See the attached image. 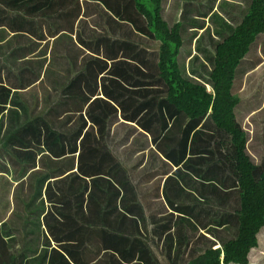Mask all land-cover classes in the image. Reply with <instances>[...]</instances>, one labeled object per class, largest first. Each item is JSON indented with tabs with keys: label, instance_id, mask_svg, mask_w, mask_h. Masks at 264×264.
Instances as JSON below:
<instances>
[{
	"label": "rangeland",
	"instance_id": "1",
	"mask_svg": "<svg viewBox=\"0 0 264 264\" xmlns=\"http://www.w3.org/2000/svg\"><path fill=\"white\" fill-rule=\"evenodd\" d=\"M235 1L163 0L162 3V14L170 26L181 23L183 47L178 61L182 74L210 91L216 47L249 12L254 0ZM233 3L239 6L234 7ZM99 8L96 5L86 8L81 23L79 17L82 26L79 40L73 38L74 23H64L74 21V16L56 19L58 22L53 25L43 21L24 24L20 17L4 9L5 14L0 8V170L5 172H0L1 202L10 205L8 199L15 195L32 214L42 208L43 227L60 239H74L81 249L86 234L97 240L106 231L109 219L118 217L111 211L114 185L136 182L137 178L127 172L131 168L160 172L176 169L177 174L173 172L166 180L170 190L165 193L168 197L172 194L174 201L173 195L181 191L177 180L185 179L182 170L186 167L181 164L187 161L183 160L188 147L184 146L186 138L190 141L188 152L192 149L191 153L198 154L195 157L198 165L210 158L214 161L212 166L219 169L222 166L229 175H235L232 137L216 128L210 114L202 120L190 121L169 103L168 88L160 77L162 43L138 34L133 47L125 46L123 41L130 33L121 35L111 21L100 19L104 14ZM58 23L60 29L71 34L59 35ZM47 29L53 33H45ZM83 31L88 32L85 38ZM84 41L95 43V49ZM98 42L99 48L103 44L101 54H106L110 61L100 62L88 53V49L91 53L100 52ZM122 59H129L132 64H123ZM249 60L237 72L233 93L241 99L237 122L248 133V153L258 163L259 177L264 170V49L254 48ZM102 70L105 71L100 76ZM93 96L98 98L94 100ZM197 123L198 133L192 135L190 129ZM168 142L172 143L171 149ZM186 165L189 167L190 162ZM104 171L106 175L101 174ZM17 174L27 176L19 185L13 182ZM234 179L236 185L235 176ZM161 180L143 179L158 189ZM221 180L218 177V182ZM50 182L49 196L52 192L56 195L51 202L41 193V185ZM219 185L224 186L223 182ZM41 195L44 199L39 201ZM106 198L108 209L100 200ZM202 200H198V205L205 216L198 214V253L194 250L188 260L210 246L204 233L216 237L218 232L227 230L215 227L213 217H206L207 211L215 208L208 199ZM231 203L236 207L237 198ZM236 222L239 231L238 216ZM115 225L111 231L115 234L107 247L117 251L127 241L130 249L129 235L138 230L136 221L131 224V220L122 216ZM232 237L225 234L223 245ZM51 260L54 264V257Z\"/></svg>",
	"mask_w": 264,
	"mask_h": 264
},
{
	"label": "crops",
	"instance_id": "2",
	"mask_svg": "<svg viewBox=\"0 0 264 264\" xmlns=\"http://www.w3.org/2000/svg\"><path fill=\"white\" fill-rule=\"evenodd\" d=\"M235 2L238 3V0H236ZM93 5L102 8H99L100 13H103L104 15H100L99 18H103L102 20L106 21V23L108 20L111 21L112 27H117V32L119 31L121 35H123L124 32L130 33V35L126 37L124 39L125 41L123 42L125 46H132L133 39H138L139 33L130 23L120 21L118 17H116L105 7V5L97 1L82 0L68 11L61 12L56 16L48 18H27L21 12L9 11L11 13L8 14L17 15L22 19V22L24 24L25 22L31 23L36 21H43L46 22L47 25H53L54 22H58L56 21V19L63 20V18L65 17L74 16V21L64 20V23H74L73 38L75 39L76 37V39L79 40L82 32V26L79 24V22L81 23L82 17L86 16L85 9L90 6L92 7ZM233 6L237 7L239 5L233 3ZM0 8L6 14V12L4 11L5 8L1 5ZM77 9L79 10V12L77 11ZM79 17L80 21L78 22ZM58 26H56V29H58V32H60L59 35L66 32H69V34H71L70 31L60 29L61 25L59 23ZM26 32L24 31L25 34ZM51 32L52 31L50 29H47V31H45V33ZM83 33V36L85 38L86 34L88 35V32L83 31ZM259 38L260 39L257 41L256 47L259 46V48L263 50L264 35ZM84 43L85 45L88 44L91 49H95V43L89 41H84ZM78 44H81L80 41H78ZM97 44L98 51L100 52L91 53L89 52V50L91 49H88V53H90L93 58L100 62L106 63L104 61H110L111 59L107 58L106 54L105 56L101 54L104 53L102 52L103 49L101 48L103 44H100V48L99 42ZM113 59L114 61H116V58L113 57ZM121 61H123V64H128L130 62L129 59H122ZM130 63L132 64V62ZM104 71L105 70H102L100 72V76L103 75ZM236 78H238L237 75ZM99 92L101 91L99 90ZM92 98L95 100L98 98V96H93ZM102 98L106 99L104 95L102 96ZM181 114L189 119L185 114ZM122 120L124 119L122 118ZM189 120L198 121L191 119ZM190 132L192 135L198 133V123L190 129ZM168 144L169 149H171L172 143L168 142ZM187 144L188 147L184 151L183 157V160L187 159V161H185V164H181L182 167H186L182 170L185 174V179L182 178L177 180L181 191L178 190V194L173 195V197L175 198L174 201L171 200L172 194L169 195L170 197H168L165 195V193L169 189L167 185L168 181L166 182V180L168 177L173 175V172L177 171L176 169H168V171L163 170L160 172L151 171L148 168L143 167L131 168L127 172L132 177H136L137 181L114 185L116 188V193H114V200L112 201V204H114V206L113 208H111V211L117 214L118 217L116 219H109V224L107 225L106 231L102 232L101 236H99L97 240L95 239V237H93V235H89V233L86 234L84 237V245L82 249L80 247H77V243L74 239H60L58 234L53 232L51 233L47 230L46 227H43L44 219L42 217L44 212H42V208H40L39 210L35 209L33 211V216V214L31 213V209H27L26 207H24L23 202L16 199L15 195H11L9 197L8 200L10 202V205H3L0 199V232L8 243L10 255L16 258V264H52V257H54V264H56V262H59V260H62V264L64 262L66 264H189L191 260L197 257L195 256L196 254H194V257L192 259H187L188 256H190L192 252H194V250L198 248V214L200 216L204 215L201 207L198 205L200 204L198 203V200L203 202V198L208 199V203H211L215 208V210L207 211L208 215L206 217H213L212 221L214 224H216L215 227L218 226L223 230L227 229L224 231L225 233L218 232L216 237H214L212 234L211 235L213 237H211L209 235L210 233H204L206 237L208 236V240H210H207L209 242L208 245L210 244V246H208L206 250L211 248H223L228 242L236 239L239 234V231L237 229L238 224L236 222L237 216L238 218L240 217L237 214V210H239L241 207L238 181L236 179L237 182L235 185V175L233 177L229 175L228 169H224L221 165L220 169L217 168L216 165L212 166L214 161L210 158L203 159L198 165V159L195 160V157L198 154L194 152L191 153L192 149L190 153L188 152L190 149V141L186 138V144H184V146H186ZM162 145L163 148L166 147L164 146V144ZM160 154L162 157H165V155L162 154V151H160ZM181 160L182 159L180 158L179 161ZM206 160L208 161L207 163L204 162ZM188 162H190L189 167L186 165V163ZM256 164L258 165V163ZM202 166L204 168H201ZM0 172L1 174H5L4 171L0 170ZM262 172L259 175V179L261 178ZM217 176L222 179L221 181L223 182L224 186L219 185V183L222 182H218ZM26 177V174H17V178L13 180V182L15 185H19V181H24ZM90 177L85 175V178ZM149 177L162 178L160 183L161 190L158 189L155 184H151V182H148V184H146L143 181L144 178ZM186 178H188V180ZM51 183L52 182L48 183L47 185H41V193L47 196L50 202L53 201V199L56 197L53 192V194L51 193L50 196L48 194V189H50ZM25 190L27 192L29 189ZM159 190L161 191V194L157 195V192ZM43 195L40 196L41 199H38L39 201L44 199ZM109 195H111V193H109ZM158 198L160 199V201H158ZM236 198L237 206L233 207L231 201L233 202ZM100 200L101 205L104 208L108 209L109 204H107V198L105 199V201L102 199ZM140 201L142 202L143 206ZM90 202L91 196L89 197V205ZM169 202L172 203L173 208L175 209L174 211ZM161 206H163L164 208H162ZM165 206L167 209L165 208ZM125 207H128V210H126ZM167 210L170 212L169 214H167ZM49 214L50 212L47 214V216H49ZM122 216L128 218V220H131V224L133 223V221H136L138 230L132 231L134 235H129L131 238L130 249L128 248L126 241V244L121 249L113 251L107 246L110 244L112 235L115 234L113 232L111 233V231L115 230V224L122 218ZM184 219H189L191 223H193V225L197 228V230H193V227L188 225ZM172 221L174 222L173 224ZM201 230L203 229L201 228ZM86 232H89V229H86ZM225 234H227L229 237L233 235V237L229 239V241H227L225 245H223L222 238ZM81 251L82 254H80ZM195 252L198 253V250H196Z\"/></svg>",
	"mask_w": 264,
	"mask_h": 264
},
{
	"label": "trees",
	"instance_id": "3",
	"mask_svg": "<svg viewBox=\"0 0 264 264\" xmlns=\"http://www.w3.org/2000/svg\"><path fill=\"white\" fill-rule=\"evenodd\" d=\"M80 1L0 0V5L8 11L21 12L27 18L37 19L68 11ZM91 1L105 5L120 21L130 23L139 34L162 43L160 77L168 88V101L177 111L198 121L210 114L216 128L232 137L234 174L241 198V207L237 210L240 216L238 237L223 248L206 250L189 264H264V171L259 179L258 165L248 153V133L237 122V108L241 99L233 93L239 67L240 70L243 68L256 48L259 37L264 34V0H254L249 12L232 33L217 45L214 69L210 75L211 91L182 74L178 61L183 47L181 23L170 26L162 14L163 0ZM106 172L101 174L106 175ZM184 220L193 230H197L189 219ZM59 263L62 264V260ZM0 264H16V258L10 255L8 243L1 232Z\"/></svg>",
	"mask_w": 264,
	"mask_h": 264
},
{
	"label": "water",
	"instance_id": "4",
	"mask_svg": "<svg viewBox=\"0 0 264 264\" xmlns=\"http://www.w3.org/2000/svg\"><path fill=\"white\" fill-rule=\"evenodd\" d=\"M223 257H225V256H223Z\"/></svg>",
	"mask_w": 264,
	"mask_h": 264
}]
</instances>
